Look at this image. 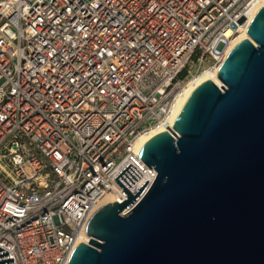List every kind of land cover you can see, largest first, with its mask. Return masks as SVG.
Returning a JSON list of instances; mask_svg holds the SVG:
<instances>
[{
    "label": "built area",
    "instance_id": "2783aa9c",
    "mask_svg": "<svg viewBox=\"0 0 264 264\" xmlns=\"http://www.w3.org/2000/svg\"><path fill=\"white\" fill-rule=\"evenodd\" d=\"M257 3L0 0V249L13 264H67L102 199L127 198L113 178L128 164L141 174L128 192L148 189L138 141L172 129Z\"/></svg>",
    "mask_w": 264,
    "mask_h": 264
},
{
    "label": "water",
    "instance_id": "95a60500",
    "mask_svg": "<svg viewBox=\"0 0 264 264\" xmlns=\"http://www.w3.org/2000/svg\"><path fill=\"white\" fill-rule=\"evenodd\" d=\"M216 80L188 96L172 129L142 146L157 175L135 195L131 165L113 179L127 197L91 216L67 264H264V5ZM0 264H13L0 249Z\"/></svg>",
    "mask_w": 264,
    "mask_h": 264
},
{
    "label": "bare ground",
    "instance_id": "6f19581e",
    "mask_svg": "<svg viewBox=\"0 0 264 264\" xmlns=\"http://www.w3.org/2000/svg\"><path fill=\"white\" fill-rule=\"evenodd\" d=\"M264 5V0H258L257 5H255L254 7V11L258 10V8H260V6ZM252 15V14H251ZM251 16L248 18V20H250ZM249 22V21H247ZM227 35L229 36L230 33L228 32ZM247 33L245 30H242L241 32H239L238 34H236L235 36L232 37V39L229 40V43L227 44V46L225 47V50H223V53L221 55V59L223 57L224 54H227V52L237 43H239L240 41L247 39ZM219 63L218 65H215L211 68H207L204 69L203 71H201L199 73V75L194 78L193 80L190 81V83L188 84V87L185 90V93L183 95V97L181 98V100L178 103V106L176 108L175 111V116L178 115L179 111L181 110L183 104L185 103L186 99L188 98V96L190 95V93L202 82L206 81V80H212L214 82H217L216 80V72L218 69ZM162 132V130L160 129H156L148 134L143 135L140 140L137 143V148H139L142 144H144L148 139H150L152 136L158 134ZM113 199L111 196H106L102 199V203L106 204V203H110L112 202ZM89 241V237L86 235V233H82V235L78 238L77 242L78 243H87Z\"/></svg>",
    "mask_w": 264,
    "mask_h": 264
},
{
    "label": "rangeland",
    "instance_id": "374dc122",
    "mask_svg": "<svg viewBox=\"0 0 264 264\" xmlns=\"http://www.w3.org/2000/svg\"><path fill=\"white\" fill-rule=\"evenodd\" d=\"M214 65H215V61H213V60H208V62L205 63V65L203 66L202 70L207 69V68H211V67H213Z\"/></svg>",
    "mask_w": 264,
    "mask_h": 264
}]
</instances>
